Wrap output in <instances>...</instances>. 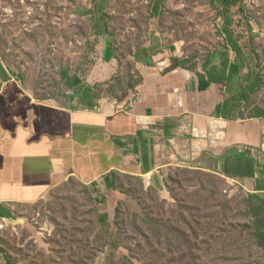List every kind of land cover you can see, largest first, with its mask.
I'll return each instance as SVG.
<instances>
[{"label": "rangeland", "instance_id": "1", "mask_svg": "<svg viewBox=\"0 0 264 264\" xmlns=\"http://www.w3.org/2000/svg\"><path fill=\"white\" fill-rule=\"evenodd\" d=\"M229 19L264 77V0L230 13L223 0H0V57L36 96L59 99L101 65L107 40L125 68L110 94L124 95L137 50L160 45L201 68L229 50ZM115 178L114 190L70 179L0 221V264H264L260 201L243 187L185 167L168 172L162 192Z\"/></svg>", "mask_w": 264, "mask_h": 264}, {"label": "crops", "instance_id": "2", "mask_svg": "<svg viewBox=\"0 0 264 264\" xmlns=\"http://www.w3.org/2000/svg\"><path fill=\"white\" fill-rule=\"evenodd\" d=\"M107 13L98 22L105 39ZM106 45L91 76L51 100L0 57V221L70 179L114 190L126 175L162 192L168 172L184 167L264 195V77L240 40L201 68L180 67L160 45L137 50L124 95L110 94L125 68Z\"/></svg>", "mask_w": 264, "mask_h": 264}, {"label": "trees", "instance_id": "3", "mask_svg": "<svg viewBox=\"0 0 264 264\" xmlns=\"http://www.w3.org/2000/svg\"><path fill=\"white\" fill-rule=\"evenodd\" d=\"M239 1L238 0H223V6L226 9V11L230 13V11L232 9H234L238 5ZM232 24H233L232 23V19H229L228 20V24L226 26L227 27L226 29H227V34H228L230 39L234 36V34H233L232 30H231ZM177 64L180 67H184V68L188 67V62H184V61H181V60H177ZM81 81L82 80L77 79L75 81L70 82V84L72 85V88H74ZM252 197L253 198H257L260 201V205H257L253 210L257 211L258 215L261 216V218L263 220V225H264V217H263V215H264V198H262V196L260 194H252ZM260 236L264 237V232ZM0 252H3V249L1 248V246H0Z\"/></svg>", "mask_w": 264, "mask_h": 264}]
</instances>
